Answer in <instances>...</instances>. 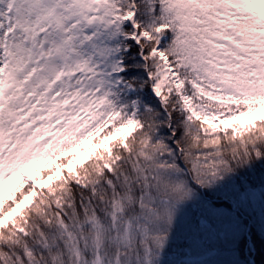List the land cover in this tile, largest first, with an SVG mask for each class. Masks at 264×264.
Here are the masks:
<instances>
[{
    "label": "snow or ice",
    "instance_id": "obj_1",
    "mask_svg": "<svg viewBox=\"0 0 264 264\" xmlns=\"http://www.w3.org/2000/svg\"><path fill=\"white\" fill-rule=\"evenodd\" d=\"M0 264H264V0H0Z\"/></svg>",
    "mask_w": 264,
    "mask_h": 264
}]
</instances>
